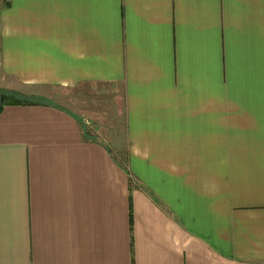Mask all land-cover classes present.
I'll return each mask as SVG.
<instances>
[{
	"label": "crops",
	"instance_id": "0c3cea01",
	"mask_svg": "<svg viewBox=\"0 0 264 264\" xmlns=\"http://www.w3.org/2000/svg\"><path fill=\"white\" fill-rule=\"evenodd\" d=\"M8 93L0 264H264V0H7Z\"/></svg>",
	"mask_w": 264,
	"mask_h": 264
},
{
	"label": "rangeland",
	"instance_id": "374dc122",
	"mask_svg": "<svg viewBox=\"0 0 264 264\" xmlns=\"http://www.w3.org/2000/svg\"><path fill=\"white\" fill-rule=\"evenodd\" d=\"M113 92L114 90L112 89L103 90L102 87L99 90H94L93 93L88 96L89 103L91 105L90 109L92 110L98 109V107L100 108L102 105V108L105 107V109L109 111L107 112V114L112 115L114 113L112 112V109L115 108L114 106L115 94ZM80 95L81 94L78 93V91H68L67 93H63V91L57 90V91H53V97L51 98L59 102L62 106L78 113L80 107L85 103L80 100L83 98L85 99V96H80ZM83 122H84V126H86L87 128L94 129L95 123L93 122L95 121L86 118L83 119Z\"/></svg>",
	"mask_w": 264,
	"mask_h": 264
},
{
	"label": "trees",
	"instance_id": "16d2710c",
	"mask_svg": "<svg viewBox=\"0 0 264 264\" xmlns=\"http://www.w3.org/2000/svg\"><path fill=\"white\" fill-rule=\"evenodd\" d=\"M2 5H7V0H4V3H3V0H0V7ZM30 100V102H33V103H38V101H40V98H26L25 96H22L20 94H17V93H11V94H7L6 96L3 97V101L4 103H18V102H24V103H27L28 101ZM1 105H0V109H1Z\"/></svg>",
	"mask_w": 264,
	"mask_h": 264
},
{
	"label": "water",
	"instance_id": "95a60500",
	"mask_svg": "<svg viewBox=\"0 0 264 264\" xmlns=\"http://www.w3.org/2000/svg\"><path fill=\"white\" fill-rule=\"evenodd\" d=\"M0 100H1V103H2V101H3V98H1Z\"/></svg>",
	"mask_w": 264,
	"mask_h": 264
}]
</instances>
